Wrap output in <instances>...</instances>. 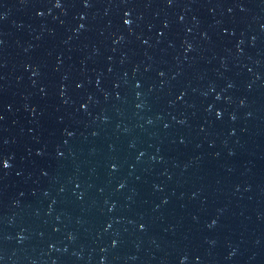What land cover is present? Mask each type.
Returning a JSON list of instances; mask_svg holds the SVG:
<instances>
[{
	"label": "water",
	"instance_id": "water-1",
	"mask_svg": "<svg viewBox=\"0 0 264 264\" xmlns=\"http://www.w3.org/2000/svg\"><path fill=\"white\" fill-rule=\"evenodd\" d=\"M0 264H264V0H0Z\"/></svg>",
	"mask_w": 264,
	"mask_h": 264
}]
</instances>
